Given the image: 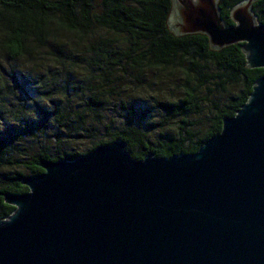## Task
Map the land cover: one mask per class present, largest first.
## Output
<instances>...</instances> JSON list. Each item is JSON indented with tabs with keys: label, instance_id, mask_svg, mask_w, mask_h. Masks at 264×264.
Masks as SVG:
<instances>
[{
	"label": "water",
	"instance_id": "obj_1",
	"mask_svg": "<svg viewBox=\"0 0 264 264\" xmlns=\"http://www.w3.org/2000/svg\"><path fill=\"white\" fill-rule=\"evenodd\" d=\"M218 1L171 0L170 30L243 44L264 69L254 0L232 9L233 27ZM39 167L27 193L4 196L15 210L0 220V264H264V77L195 154L136 161L117 140Z\"/></svg>",
	"mask_w": 264,
	"mask_h": 264
},
{
	"label": "trees",
	"instance_id": "obj_2",
	"mask_svg": "<svg viewBox=\"0 0 264 264\" xmlns=\"http://www.w3.org/2000/svg\"><path fill=\"white\" fill-rule=\"evenodd\" d=\"M247 1H218L219 15L227 27L234 26L232 9ZM171 6V0H0L2 51L14 61L40 60L47 54L64 70L65 81L64 88H58L55 79L50 84L42 78L34 82L32 73H18L24 82L15 78V86L31 102L33 115L25 117L24 110L19 111L23 116L17 126L9 128L4 137L0 132V158L18 146L23 148L28 140L39 142L42 148L23 164L27 172L16 171L1 179L0 220L15 210L5 204L4 196L27 193L22 180L43 173L41 160L74 161L117 140L126 143L136 161L148 154L166 159L180 153L192 155L219 135L223 120L234 117L248 101L264 69L248 68L243 44L219 51L211 47L206 35H174L168 26ZM252 12L264 25V0H254ZM83 67L85 85L81 89L86 95L74 107L67 85L73 70ZM172 85L177 98L156 102L163 131L157 135L144 132L136 118L133 92L142 97L151 87L164 93ZM7 88L0 87V108L9 113L13 105L6 100ZM44 89H60L64 95L55 100ZM40 96L49 101L48 107L36 99ZM114 99L121 102V118L107 120V106ZM205 105L209 113L204 116ZM198 116L203 123L194 120ZM103 130L106 136L100 135ZM63 131L70 137H88L90 146L83 153L76 152L68 147L75 139L60 138Z\"/></svg>",
	"mask_w": 264,
	"mask_h": 264
},
{
	"label": "rangeland",
	"instance_id": "obj_3",
	"mask_svg": "<svg viewBox=\"0 0 264 264\" xmlns=\"http://www.w3.org/2000/svg\"><path fill=\"white\" fill-rule=\"evenodd\" d=\"M98 2H100V0H98ZM60 38L63 39L64 36L61 35ZM45 52L48 51L45 50ZM53 53L56 54L57 50H53ZM44 54L45 53H43L42 55ZM20 72L24 73L25 75L32 73L34 76L31 78L34 82L37 81L40 83L42 78L44 80H48L50 84V82L55 79L58 84H56L54 81V85H59L58 88H64L63 85H65L64 78L61 76L64 73V70L55 65L53 59L51 61L47 54L45 56H42L40 60L37 58L34 61L32 57H27V59L23 58L14 61L9 57V55L3 52L0 47V87L3 84L8 86L9 89L7 88L4 94L8 103L13 105V107L10 108L11 111L9 113L8 111L0 108V132L2 133V137L9 133V128H11L12 126H17L16 121L19 120V117L23 116L18 115L19 111L24 110L25 117H32L33 115V107L31 105V102L15 86V78H18L19 81L24 82L23 77L18 74ZM73 72V79L69 82V85H67V87L68 90L73 94L71 98L75 100V102H73L71 105L77 107L78 103L82 104V102L80 101V96L86 95L85 89H81V87L85 85V82H83V79L85 80L84 67L79 71L75 69L73 70ZM39 87L43 86L40 85ZM167 89L168 90H166L164 93H161L159 87H151L149 88V90L145 91L146 96L142 97L139 96L140 94H138L137 91L133 92L131 99L134 100L135 108L137 109L138 114H136V118L141 123L144 132H154L157 135L160 131H163L164 126L161 124L162 114L160 109L156 105V102L159 100L166 101L172 98H177L178 96L177 89L174 85L170 86ZM44 90H49L46 95L55 100L61 98L64 95L62 94V90L60 89L54 91L53 89ZM36 99L39 102L45 104L47 107L50 105L49 101L45 99L44 102L41 96L37 97ZM120 106V101H117V99L112 100L111 103H109L107 106L108 109L106 111V119L109 120L110 118H113L114 120H119L121 118L120 115H118V113L120 112L119 110H121ZM68 107H70V105ZM28 111H30L29 114ZM208 113L209 107L208 105H205L203 115H208ZM201 119L202 118L198 116L194 120L203 123V120ZM100 135L106 136L107 132L104 130L100 131ZM60 138L62 140L75 139L73 145L68 147H74L76 149L75 151L78 153H83L90 146L88 137H70L69 134H66V132L63 131L60 135ZM29 147L31 148L28 149ZM41 148L42 144H40L39 142L32 143V141L28 140V142L23 145V148L18 146L15 150H12V153L10 154L11 156L9 155V153H7L3 156L2 159L0 158V182L2 178L16 171L27 172L24 169L23 164L28 160V157L30 155L39 151Z\"/></svg>",
	"mask_w": 264,
	"mask_h": 264
}]
</instances>
